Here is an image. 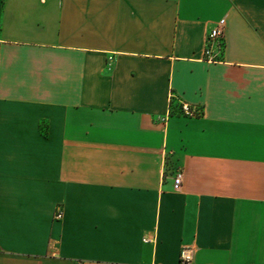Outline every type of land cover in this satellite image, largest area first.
I'll return each instance as SVG.
<instances>
[{
  "label": "crops",
  "instance_id": "obj_1",
  "mask_svg": "<svg viewBox=\"0 0 264 264\" xmlns=\"http://www.w3.org/2000/svg\"><path fill=\"white\" fill-rule=\"evenodd\" d=\"M184 247L264 264V0H0V264Z\"/></svg>",
  "mask_w": 264,
  "mask_h": 264
},
{
  "label": "built area",
  "instance_id": "obj_2",
  "mask_svg": "<svg viewBox=\"0 0 264 264\" xmlns=\"http://www.w3.org/2000/svg\"><path fill=\"white\" fill-rule=\"evenodd\" d=\"M224 36H225V19H222L218 22L217 26L214 27L208 34L206 38V46L204 51V58L206 61L214 62L218 61L219 57L217 53L214 51V45H217L219 52H222L224 49ZM174 96H171V109L178 111L185 116L194 117L200 116L202 114V110L195 106L185 102H179L177 107L172 105V101ZM183 183V174L182 172H178L173 181L174 190H180ZM63 217L62 211H57L55 215V219L61 220ZM143 241L145 243L153 242V239L144 238ZM194 251L192 248L184 247L180 250L179 253V262L178 264H193Z\"/></svg>",
  "mask_w": 264,
  "mask_h": 264
}]
</instances>
